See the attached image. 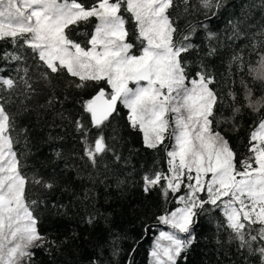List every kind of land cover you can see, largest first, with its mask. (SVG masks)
I'll use <instances>...</instances> for the list:
<instances>
[{"label": "snow or ice", "instance_id": "obj_1", "mask_svg": "<svg viewBox=\"0 0 264 264\" xmlns=\"http://www.w3.org/2000/svg\"><path fill=\"white\" fill-rule=\"evenodd\" d=\"M202 222L264 264V0H0V264H188Z\"/></svg>", "mask_w": 264, "mask_h": 264}, {"label": "trees", "instance_id": "obj_2", "mask_svg": "<svg viewBox=\"0 0 264 264\" xmlns=\"http://www.w3.org/2000/svg\"><path fill=\"white\" fill-rule=\"evenodd\" d=\"M123 112L124 110L121 109ZM126 114V113H125ZM124 121L121 120V124H123ZM125 135L129 136L131 144L129 146H136L141 147V134L138 132H126ZM244 135L243 132L240 133V136L242 137ZM234 143H238L237 139L233 138ZM130 199L133 203H139L141 199V194L139 192H132L129 194ZM156 194H153V199H156ZM114 202V206H115ZM41 228L45 232L58 230L61 234H65V228L67 227L68 230H71L72 223L71 222H64V221H54L53 218L48 214L45 213L43 220L41 222ZM198 233V241L197 243L192 247L191 251L188 253V264H208L210 259L209 256H207L205 253L207 251L206 249V242L204 240V236H207L210 234L211 229L208 225L204 224L202 222L201 226H198L196 229ZM150 243V240L145 241V243L140 247L136 254V260L137 264H147V248Z\"/></svg>", "mask_w": 264, "mask_h": 264}]
</instances>
